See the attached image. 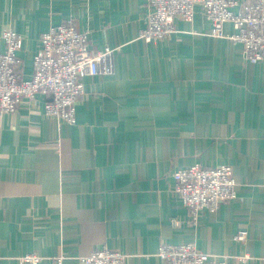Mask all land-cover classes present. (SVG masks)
<instances>
[{"label":"crops","instance_id":"0c3cea01","mask_svg":"<svg viewBox=\"0 0 264 264\" xmlns=\"http://www.w3.org/2000/svg\"><path fill=\"white\" fill-rule=\"evenodd\" d=\"M147 12L146 0H0V51L5 29L23 36L24 77L51 25L114 48L112 74L83 76L75 124L44 112L40 93L0 114V264L28 253L81 264L103 247L122 264H162L163 243L264 264V58L212 36L199 7L146 42ZM195 163L230 165L237 196L193 219L172 174Z\"/></svg>","mask_w":264,"mask_h":264},{"label":"built area","instance_id":"2783aa9c","mask_svg":"<svg viewBox=\"0 0 264 264\" xmlns=\"http://www.w3.org/2000/svg\"><path fill=\"white\" fill-rule=\"evenodd\" d=\"M144 41L164 39L174 31V19L193 20L199 7L211 23L212 36L227 37L242 44L243 56L250 63L264 58V0H146ZM230 23L232 33L223 26ZM40 38V47L32 56L33 70L28 77L20 72L18 51L23 36L9 28L2 32L5 50L0 51V114L12 113L21 99L47 95L44 112L69 124L76 123L75 105L83 96L85 75L113 73L114 48H94L86 31L77 30L71 21L51 25ZM174 192L196 219L203 208L215 212L220 202L236 198V184L230 165L204 167L195 163L172 174ZM241 230L237 239L245 240ZM157 256L162 264H236L226 257L216 258L190 243L161 244ZM247 253L238 258L247 264ZM21 263L40 264L42 257L28 253L18 257ZM126 254L106 247L80 256L81 264H122ZM64 255L53 257L50 264H64Z\"/></svg>","mask_w":264,"mask_h":264}]
</instances>
